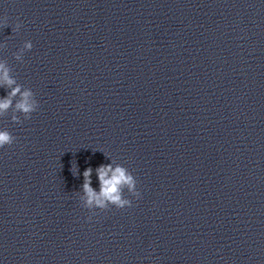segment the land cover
I'll use <instances>...</instances> for the list:
<instances>
[{"label":"clouds","instance_id":"1","mask_svg":"<svg viewBox=\"0 0 264 264\" xmlns=\"http://www.w3.org/2000/svg\"><path fill=\"white\" fill-rule=\"evenodd\" d=\"M22 27L21 23L15 25L14 31H19ZM33 47L31 41H25L23 46L14 56L17 61H23V55L26 51H30ZM0 87L9 89L7 95L0 97V117L8 114L9 109L14 108L11 119L14 123H22L21 114L24 120L31 118L33 112L37 111L39 103L35 98L34 92L30 88H23L17 84L11 75V69L6 62H0ZM18 97V99H16ZM15 99V103H14ZM15 141V137L7 130L0 129V148L11 146ZM78 169V168H77ZM72 174L76 176L70 169ZM92 167H88L83 172L82 192L79 200L83 208L88 209L95 214V209L106 211L110 206L117 209H124L132 206V201L125 196V190L132 197L139 198L140 192L137 189V180L123 165L113 167L111 163L102 164L96 168V174L99 181V191L92 187ZM79 174V170H78ZM92 216L89 215L88 220L91 221Z\"/></svg>","mask_w":264,"mask_h":264}]
</instances>
